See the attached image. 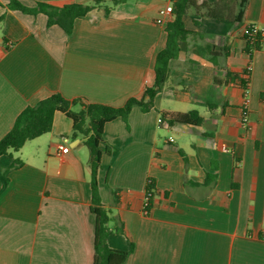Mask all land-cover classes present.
<instances>
[{"label": "crops", "instance_id": "1", "mask_svg": "<svg viewBox=\"0 0 264 264\" xmlns=\"http://www.w3.org/2000/svg\"><path fill=\"white\" fill-rule=\"evenodd\" d=\"M104 1L109 16L98 6L67 34L0 0V140L53 94L119 108L154 85L173 1ZM208 4L184 15L191 33L155 107L136 106L127 122L104 128L99 195L110 248L130 252L124 264H264V44L250 55L245 40L249 27L264 28V0H249L241 22L239 0ZM191 111L201 125L169 124ZM73 134L72 120L56 113L50 133L0 157V264H94L90 152ZM59 145L70 152L57 155ZM16 159L23 164L13 168Z\"/></svg>", "mask_w": 264, "mask_h": 264}, {"label": "trees", "instance_id": "2", "mask_svg": "<svg viewBox=\"0 0 264 264\" xmlns=\"http://www.w3.org/2000/svg\"><path fill=\"white\" fill-rule=\"evenodd\" d=\"M131 0H115L114 5ZM172 19L166 25L168 35L166 47L159 52L156 59V79L154 85L147 87L141 99L132 98L123 107H112L98 103H89L84 98L66 99L60 94L40 101L36 106L27 107L16 119L11 131L0 140V157L19 152L24 145L52 131L56 113H63L73 122V137H81L90 152V168L92 171L93 213L96 215V238L94 264H124L130 252L110 248L108 238L112 233V221L109 212L101 203L99 195L98 175L101 169L102 156L109 152L101 147L104 142V128L106 124L117 118L128 121L134 107H140L144 112H149L155 107V98L162 92L170 76L171 62L177 59L182 51L190 31L186 29L183 17L190 8L203 9L209 7L210 0H172ZM240 12L237 19H244L249 0H239ZM106 1L96 0L89 5L77 3H64L55 5L37 2L35 7H28L19 0H8L6 7L13 11L29 15L44 14L48 18V26H59L67 34H71L76 20L86 17L98 6L105 5ZM2 5V4H0ZM104 15L109 16L110 7H103ZM246 52L250 55L262 48L264 35L254 33L252 26L246 33ZM214 48H211L213 51ZM213 56L216 53L212 52ZM232 79L235 77L230 75ZM217 82V81H216ZM244 88L249 84L247 78L241 80ZM166 118V116H164ZM202 117L197 111L188 114L176 115L169 119V124H195L201 125ZM23 162L16 159L13 168L22 166ZM216 175L208 174L207 182L215 181ZM155 194V181L148 179L146 188V210L149 212Z\"/></svg>", "mask_w": 264, "mask_h": 264}, {"label": "built area", "instance_id": "3", "mask_svg": "<svg viewBox=\"0 0 264 264\" xmlns=\"http://www.w3.org/2000/svg\"><path fill=\"white\" fill-rule=\"evenodd\" d=\"M173 13V10H172V6H169L167 7L166 11H164L163 14L165 15H171ZM253 28V32L254 33H261L262 35H264V28H260L258 26H252ZM252 72V65L250 64L247 69H246V78L248 79L250 74ZM159 124H163L164 123V119L163 118H160L158 120ZM243 125L244 127H248L249 125V121H248V118H244L243 120ZM171 141H174L173 139ZM70 152V148L68 146H65V145H59L58 146V153L57 155H65V154H68ZM146 205H147V202H146Z\"/></svg>", "mask_w": 264, "mask_h": 264}]
</instances>
